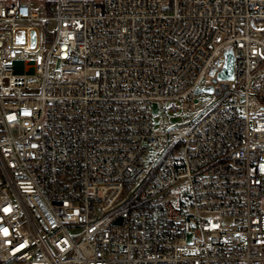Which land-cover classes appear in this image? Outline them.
Masks as SVG:
<instances>
[{
  "label": "built area",
  "instance_id": "1",
  "mask_svg": "<svg viewBox=\"0 0 264 264\" xmlns=\"http://www.w3.org/2000/svg\"><path fill=\"white\" fill-rule=\"evenodd\" d=\"M43 1L0 0V264H264V0Z\"/></svg>",
  "mask_w": 264,
  "mask_h": 264
},
{
  "label": "water",
  "instance_id": "2",
  "mask_svg": "<svg viewBox=\"0 0 264 264\" xmlns=\"http://www.w3.org/2000/svg\"><path fill=\"white\" fill-rule=\"evenodd\" d=\"M18 40L20 42L24 41V32H19L18 33ZM36 43V33L33 32V37H32V45L34 46ZM21 62L17 61L15 62V72L17 73H21L22 72V66H21ZM34 70V66L32 65L31 62H28V66H27V72L28 73H32ZM234 78V56L233 53L231 51H229L227 53V62L225 65V69L224 71L221 73L220 75V79L221 80H232ZM213 93V89L212 88H208L205 90H198V94L201 93Z\"/></svg>",
  "mask_w": 264,
  "mask_h": 264
},
{
  "label": "rangeland",
  "instance_id": "3",
  "mask_svg": "<svg viewBox=\"0 0 264 264\" xmlns=\"http://www.w3.org/2000/svg\"><path fill=\"white\" fill-rule=\"evenodd\" d=\"M37 7H39V9H40V11H41V13H42L43 16L51 15L52 14V10H44V1L43 0H38ZM46 11H48V12L46 13ZM44 30H46V28H44ZM47 31H50V27L47 29ZM61 65H62L61 61L56 60V59L52 63V67L53 68H60ZM213 98H214V96L211 95V94H205V93L204 94H201L199 96V101L197 103V109L200 112H202L203 109H205L208 106V104L211 102V100ZM258 114H262V112H258ZM182 121H184V118H179L178 120H172L171 123L182 122ZM148 158L149 157L146 158V161H147Z\"/></svg>",
  "mask_w": 264,
  "mask_h": 264
}]
</instances>
